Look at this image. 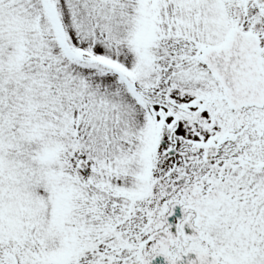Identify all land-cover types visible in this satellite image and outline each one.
<instances>
[{
    "label": "snow or ice",
    "instance_id": "6c2138e0",
    "mask_svg": "<svg viewBox=\"0 0 264 264\" xmlns=\"http://www.w3.org/2000/svg\"><path fill=\"white\" fill-rule=\"evenodd\" d=\"M0 264H264V0H0Z\"/></svg>",
    "mask_w": 264,
    "mask_h": 264
}]
</instances>
